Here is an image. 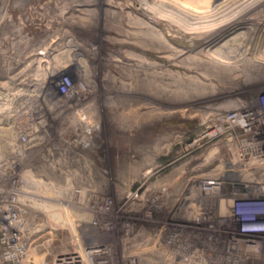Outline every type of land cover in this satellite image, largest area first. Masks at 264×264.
Segmentation results:
<instances>
[{
    "label": "rangeland",
    "instance_id": "obj_1",
    "mask_svg": "<svg viewBox=\"0 0 264 264\" xmlns=\"http://www.w3.org/2000/svg\"><path fill=\"white\" fill-rule=\"evenodd\" d=\"M143 1L0 0V191L22 176L32 192V196L0 193V255L3 240L10 236L23 247L13 252L14 264H54L57 254L80 243L84 249L94 244L107 247L108 256L100 257L102 264H264V235L252 233L247 238L243 231L250 228L245 220L264 218V199L257 200L264 195L240 196L225 187L219 193L234 202L231 217L217 211L209 224L213 229L193 239L201 242V254L197 251L173 261L176 249L168 245L171 233L179 229L176 223L182 222L177 205L191 182L182 178L199 166L194 161V138L212 127L216 112L232 111L242 104L264 112V31L254 49L241 50L238 61L216 66L205 58L202 33L166 21L155 25L151 20L155 14L148 7L161 6L166 14H176L192 27L202 14L204 20L220 5L235 4L231 6L235 8L244 0H220L214 9L186 0ZM259 2L264 12V0ZM66 73L86 79L91 106L100 116L101 137L88 149L92 164L64 163L59 155L65 148L60 137L54 165L50 164L53 147L42 149L43 159L18 160L7 145L18 120L17 108L27 98L36 100L35 95L51 80ZM66 136L73 137L71 133ZM225 136L219 134L215 141L202 144L201 156L211 149L217 151L205 158L209 162L215 157L216 165L204 160L203 172L215 166L218 173L221 168L228 171ZM181 157L193 161L182 163ZM251 172L262 174L257 169ZM233 178L239 183L238 177ZM151 184L160 189L150 190ZM167 185L170 195L158 197V208L148 218L146 200L162 196ZM129 187L135 197L142 198L132 200L134 205L124 199ZM213 191L210 197L203 195L208 197L202 199L206 212L217 207ZM239 201H259L254 206L260 208L243 211ZM52 206L80 214V208H89L88 214L95 215L68 219L49 210ZM227 219L230 228L226 229ZM251 227L264 228V222ZM226 240L261 243L253 251L244 245L234 250ZM0 264H4L1 258Z\"/></svg>",
    "mask_w": 264,
    "mask_h": 264
},
{
    "label": "built area",
    "instance_id": "obj_2",
    "mask_svg": "<svg viewBox=\"0 0 264 264\" xmlns=\"http://www.w3.org/2000/svg\"><path fill=\"white\" fill-rule=\"evenodd\" d=\"M90 92L87 81L81 74L66 73L60 76L58 80H51L47 88L45 87L43 91L41 90L35 95L36 100L32 96L33 102H30L31 99L28 100L27 98L24 100V104L17 108L18 120L14 122V129L9 135L8 148L13 151L18 160L29 159L32 161L45 157L42 153L43 148L53 147L52 160L50 159L52 163L50 164L54 165L59 159L54 155L57 154L55 147L58 142L56 140L60 137L65 145V148L59 153L65 159L64 163L67 165L83 164L85 166L92 164L88 149L93 145L94 140L101 137L102 126L98 111L91 106ZM58 109H60L59 112ZM236 116L241 117V121L249 125L232 123L231 121ZM214 118L216 119L213 120L212 127H208V130L200 133L193 143L196 144L195 148L201 149L204 142L205 144L210 141L213 142L219 134H226L224 138L227 145V161L225 163L229 165V169L218 173L215 166L211 171L203 172L201 166L207 164L208 161L205 160L207 155L209 153L216 155L217 153L215 149H213L215 151L211 149L207 155L201 156L199 166L194 168V171H199L198 181H202L200 180L201 177L213 178L215 182L219 183L213 185L214 188L218 189L217 191L225 187L229 192L240 196L250 193L264 195L262 193L264 192L262 174L251 172V169L261 170L259 162L264 156V145L261 143L264 140V112L249 110L244 106V109L238 111L216 112ZM240 119H238L239 122ZM67 133H71L73 137H67ZM207 133L212 135L209 136ZM234 162H237L238 165L233 168ZM234 176L239 178V183L233 182ZM242 180H246V182L242 184ZM194 182L196 180L191 179L190 183L193 186ZM202 186L199 182L195 188L201 190ZM5 188L0 193L32 196V192L27 189L22 176L17 180L12 179ZM77 193L81 195V193ZM231 195L233 196V194ZM5 213L9 214L7 211ZM6 219H10V217L7 216ZM15 239L10 236L3 240L4 246L0 258L4 264H14L13 257L16 254L13 252H20L23 249L20 243H13ZM77 247L82 248L86 253L87 249H84L85 246L82 243ZM57 256L54 264H56ZM77 264L88 263L81 260Z\"/></svg>",
    "mask_w": 264,
    "mask_h": 264
},
{
    "label": "bare ground",
    "instance_id": "obj_3",
    "mask_svg": "<svg viewBox=\"0 0 264 264\" xmlns=\"http://www.w3.org/2000/svg\"><path fill=\"white\" fill-rule=\"evenodd\" d=\"M186 1L188 3H190V5H195L196 7H198L197 5H199V4L200 5L202 4L206 7L207 6L209 7V6H213L215 4L216 5L219 4L218 1H220V0H186ZM221 1H220V3H221ZM235 1L237 3H240L237 0H235ZM251 1H253V0H251ZM224 2L225 1H223V3ZM236 2H234V3H236ZM245 2H246V4H245ZM230 3H231V0H230ZM261 4L262 3L259 2V0H256L254 3L253 2L249 3V2H247V0L246 1L244 0L243 2H241V4H239V6L235 7V8H237V10H238V8H240L238 13H235V14L231 13L232 15H229V12H231L232 10L235 9L234 7L231 8V6H233L235 4H233V5L230 4L229 6H227L228 4L227 5L224 4V6L220 5L221 7H219V10H217L218 8H215L216 11L215 12L213 11L214 13H210V15L207 14L208 16L204 17L205 18L204 20H203L204 14H202L201 11L200 12L198 11L199 14L200 13L202 14V18H195L194 20H195L197 25H194L192 27H188L189 25L186 26L185 24H183V22L186 19L184 21H182V20L180 21V19L179 20L177 19L178 17L176 18V16H175L176 14L175 15L172 14V16H171V14L170 15L166 14L165 11L162 10L161 6H157V5L156 6H150L149 5L150 7H148L149 8L148 10L155 14V17H153V19L151 18V20L154 22L155 25H159L160 21L163 23L166 21L170 26H172L171 24H173L179 28H182V30H190L191 29V33H192V29H193L194 33H202L204 35L203 40H202L203 41L202 46L204 47V49H206L205 58L210 60V62L212 64H215L216 66H224V65L227 66L231 63V60L233 63H235L236 61L239 60V53L241 52L242 49L252 50L257 46L260 34L261 33L263 34V31H264V12H262V9L260 6ZM136 9L138 11L140 10V8H136ZM143 9H145V8H143ZM187 9H188V7H187ZM213 9H214V6H213ZM190 11H189V13H190ZM162 12H164V13H162ZM191 13L194 14V12H191ZM195 13H197V12H195ZM207 13H209V12L207 11ZM154 14H153V16H154ZM184 14H185V12H184ZM205 14H206V12H205ZM194 15H196V17H197V14H194ZM178 16H179V14H178ZM200 16L201 15H199V17ZM184 17H185V15H184ZM179 18H181V17H179ZM182 19H183V17H182ZM188 21H189V19H188ZM190 22H192V21H190ZM239 30H240V32H237V36H235L236 35L235 32L239 31ZM241 30H242V32H241ZM233 33H235L234 36H232L228 39L226 38L228 35H231ZM238 33H240V34L242 33V35H240ZM160 38H161V42H164V43L166 42V39L163 35H161ZM71 43H73V42H71ZM72 45H74V44H72ZM69 47H71V46H69ZM201 49H203V48H201ZM231 53H233L234 56H232ZM244 53L246 54V52H244ZM263 77H264V75H263ZM230 103H229V105H230ZM242 109H244L243 104L238 106V108H234V109H230V110L238 111V110H242ZM240 118L241 117L236 116L233 118L234 120L231 122L237 123L238 125H244V126L249 125V124L244 123V121H241ZM238 119H240V122L238 121ZM211 133H207V135L211 136L212 135ZM261 143H262V145H264V140H262ZM191 144H194V146H195V143H191ZM262 157L263 158L261 159V162H259L260 163L259 167H260L261 172H262V180L264 181V156H262ZM237 165H238L237 162H234L233 168L236 167ZM219 170H220L219 171V173H220L223 171V168H221ZM200 180H202V181H199V182H201L202 185L207 186L208 188L203 187L200 190V188L197 189L193 186L192 183H189L190 186H189V189H187L185 194H184L185 197L181 198L178 205H177V212L178 213H176V214L178 215V219H180V222H181V220H182V222H181V224H179V222L176 223V227L177 228L179 227V229L174 231L173 233H171V236L169 237L170 242L168 245H170V247L172 249L173 248L176 249V251L174 252L173 261L179 262L180 259L189 258L190 256L195 255V253L197 251H198L199 255L201 254V252L198 250L202 246L201 242L199 241V239H197L196 241L193 239L198 237L199 233L213 229L212 226H209V224H210L211 220L214 219V216H215L214 214L217 211L222 210L225 213H227V217H231V209L233 208L234 202H232L231 200H228L227 198H225L223 196H220L219 191H217L218 189L213 187V185L219 184V183L215 182L213 180V178H207V177L206 178L201 177ZM199 182H194V185L195 184L197 185ZM167 187H168V189H167ZM167 187H166V189H163L162 196L159 194H155V196L151 197L147 201L148 205L146 207V210H147V214H149L148 218H151V215L153 213L152 211H154L155 209L158 208L157 204H156L158 197L162 198L164 196L165 198H167L170 195L169 191L171 188L168 185H167ZM158 188H159V185H156V184L150 185V190L155 191ZM207 189L209 191H207ZM213 190H215V191H213ZM212 191L216 195L215 200L217 203V207L215 210L213 209L210 212H206L205 209L202 207V205H203L202 199L203 198L205 199L208 197H203V195L204 196L208 195L210 197L212 194L210 192H212ZM124 193H125L124 199L127 202V205H133L134 201L132 202V200H135V201L136 200H142V198L138 199L137 197H135L131 193V187L125 189ZM262 193L264 194V192H262ZM259 199H264V198H257V200H259ZM89 203H91V201ZM239 203H241L243 205L241 207L242 208L241 210H243V211H251V210L260 208V206H254L255 205L254 203H259L258 201H254V202L253 201L252 202L239 201ZM61 205H64V204H61ZM88 207H91V206L89 205ZM57 208L58 207L52 206L51 208H49V210H54V212H56L57 214L62 213L63 215L67 216L68 219L73 218L76 220H80V219L84 218V220H86L85 219L86 216L89 219H91L92 216L95 215L94 213L91 214V212L88 214V212L90 211L89 208L88 209L80 208L82 210L81 214H80V212L77 213L75 211H70L68 209L65 212H63V211L61 212V211L57 210ZM175 221L177 222V220H175ZM245 221L250 224V225H247L250 228L243 230L244 233H246L245 235L247 238L251 237L250 234H252V233H262V235H264V228H262V227L261 228H258V227L252 228L251 227V226H258L259 223L264 222V218L258 217V218H255L254 220H245ZM229 222H230L229 219H227V222L225 224H223V226H225L226 229L230 228ZM88 223H90V222H88ZM177 224L180 226H178ZM254 224H257V225H254ZM193 226H196L198 228L194 229V228H192ZM95 229L97 230L98 227ZM190 232H192V233L190 234ZM190 235H193L192 240H189ZM246 237H244V238H246ZM262 239H264V237ZM210 240L211 239L208 240L209 242H207V244H210ZM241 241H243V240H237V241H233V242L226 240L225 242L228 243L229 245L231 244L232 249H234V250L236 248H237L236 250H240L242 245H244L246 247V250H252V251L256 250L258 248L259 243H261V241L253 242L252 240L251 241L246 240L243 242H241ZM209 247H211V246L209 245ZM86 249H87L86 253H85V251L82 250V248L77 247V246L70 248L66 251H63L62 253L57 254L58 256L56 259V264H77L81 260H85L88 264H95V262H97L96 264H102L100 262V259H101L100 257L106 256V255L108 256V254H109L106 251L107 247H105L104 245H98V244L89 245V246H87Z\"/></svg>",
    "mask_w": 264,
    "mask_h": 264
},
{
    "label": "flooded vegetation",
    "instance_id": "obj_4",
    "mask_svg": "<svg viewBox=\"0 0 264 264\" xmlns=\"http://www.w3.org/2000/svg\"><path fill=\"white\" fill-rule=\"evenodd\" d=\"M196 138H197V136L194 138V140L193 141H195L196 140ZM194 150V156H195V158H194V161L196 162L197 161V163H195V165H197V164H199L200 162H201V149H198V148H194L193 149ZM209 152V151H208ZM207 152V153H208ZM207 153H206V155H207ZM216 158L214 157V158H212V159H210V162H209V164H213V165H216L215 163H216ZM180 161L182 162V163H186V162H189V163H191V161H193L191 158H185V157H181L180 158ZM194 164V163H193ZM212 169H213V167H212ZM212 169H209L210 171L212 170ZM209 170H207L206 169V172H208ZM200 175H199V171H191V173L188 175V176H183V180L185 179H187L188 181L189 180H191V179H195L196 180V182H199L198 181V177H199ZM199 184V183H198ZM198 184L196 185H194V187H197L198 186ZM186 186H188V189H189V184H186ZM186 186H184V189H185V187Z\"/></svg>",
    "mask_w": 264,
    "mask_h": 264
}]
</instances>
